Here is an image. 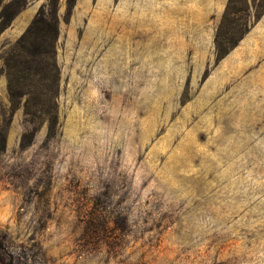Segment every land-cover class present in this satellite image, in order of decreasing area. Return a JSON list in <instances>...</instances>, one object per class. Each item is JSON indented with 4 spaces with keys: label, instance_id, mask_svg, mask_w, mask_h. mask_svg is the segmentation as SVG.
<instances>
[{
    "label": "rangeland",
    "instance_id": "374dc122",
    "mask_svg": "<svg viewBox=\"0 0 264 264\" xmlns=\"http://www.w3.org/2000/svg\"><path fill=\"white\" fill-rule=\"evenodd\" d=\"M3 139L0 264H264V0H0Z\"/></svg>",
    "mask_w": 264,
    "mask_h": 264
},
{
    "label": "trees",
    "instance_id": "16d2710c",
    "mask_svg": "<svg viewBox=\"0 0 264 264\" xmlns=\"http://www.w3.org/2000/svg\"><path fill=\"white\" fill-rule=\"evenodd\" d=\"M39 24H41L39 22V20L36 18L34 19V21L32 22V24L30 25V27L28 28V30L26 31V33L19 39L18 42H16V44L14 45V47L16 48H20L22 49L23 48V45L26 43V40L27 38L33 33V31L35 29H37L39 27ZM1 143H3V149H2V146H1V150H4V146H5V140H1Z\"/></svg>",
    "mask_w": 264,
    "mask_h": 264
},
{
    "label": "crops",
    "instance_id": "0c3cea01",
    "mask_svg": "<svg viewBox=\"0 0 264 264\" xmlns=\"http://www.w3.org/2000/svg\"><path fill=\"white\" fill-rule=\"evenodd\" d=\"M35 13V9L32 7L26 9L22 15V21L26 22L31 18V16Z\"/></svg>",
    "mask_w": 264,
    "mask_h": 264
}]
</instances>
